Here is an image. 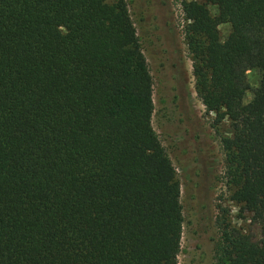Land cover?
<instances>
[{"label":"trees","instance_id":"1","mask_svg":"<svg viewBox=\"0 0 264 264\" xmlns=\"http://www.w3.org/2000/svg\"><path fill=\"white\" fill-rule=\"evenodd\" d=\"M181 5L195 92L230 122L231 200L261 227L224 231L216 264H264V0ZM152 96L124 0H0V264H178L180 185Z\"/></svg>","mask_w":264,"mask_h":264},{"label":"rangeland","instance_id":"2","mask_svg":"<svg viewBox=\"0 0 264 264\" xmlns=\"http://www.w3.org/2000/svg\"><path fill=\"white\" fill-rule=\"evenodd\" d=\"M116 1L106 0L108 4ZM124 1L153 81L152 128L180 185L183 227L178 264H216L215 248L224 231L238 230L258 241L261 227L250 212L231 200L220 143L232 135L230 122L218 121L207 112L194 89L181 3L201 0ZM207 8L217 14L215 8ZM218 29L224 41L230 26ZM246 80L244 104L252 100L260 73L248 70Z\"/></svg>","mask_w":264,"mask_h":264}]
</instances>
